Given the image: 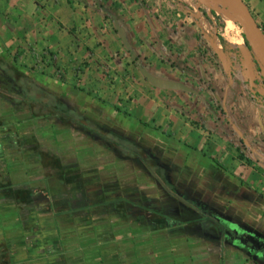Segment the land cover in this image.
Returning a JSON list of instances; mask_svg holds the SVG:
<instances>
[{"label": "crops", "instance_id": "0c3cea01", "mask_svg": "<svg viewBox=\"0 0 264 264\" xmlns=\"http://www.w3.org/2000/svg\"><path fill=\"white\" fill-rule=\"evenodd\" d=\"M246 1L264 29V0ZM157 4L0 0V57L71 107L46 121L53 151L20 133L25 122L2 132L0 264H264V86L253 84V56L223 47L187 5ZM93 143L97 158L75 154ZM176 189L205 210L188 211L192 228L201 214L224 232L169 235L153 215L149 228L143 209L181 213Z\"/></svg>", "mask_w": 264, "mask_h": 264}, {"label": "rangeland", "instance_id": "374dc122", "mask_svg": "<svg viewBox=\"0 0 264 264\" xmlns=\"http://www.w3.org/2000/svg\"><path fill=\"white\" fill-rule=\"evenodd\" d=\"M167 1H174L176 3H182V4L187 5L189 9L194 13V15L198 16L199 19L202 20V24H203L202 27H205L209 34H211L212 36H216L219 41H221L220 35L224 37L226 42L225 44L223 43V47L229 44L230 46H234V49L239 45L245 46L246 48L245 40H244V35H246L245 29L238 21L235 22V19L233 16L235 15L236 17H238V15L230 14L227 10L219 9L217 10V12L215 11L217 15L222 16L225 22V26H221V21L217 19V17L214 16V14L212 13V11L214 10L210 7H207L201 4L200 2L196 0H153V3L156 4L157 2L158 3L157 7L161 8V6L167 4ZM243 1L247 3L246 0H243ZM230 28H233L232 32L230 31ZM225 33L227 37L225 36ZM247 51L249 52V54L251 53L249 49ZM240 58H241V54L236 53L234 51V60L239 61ZM1 59L7 60L6 56L4 57L1 56L0 60ZM38 61L40 62L41 59H38ZM7 63L9 67L14 66L13 68L15 69L11 70L8 67V65H5V66L0 65V125L3 126V127H0V140L3 137L2 132H4V130H6L8 127H10L11 125H16V123L25 122V124H22L19 126V128L21 129L20 133L25 132V135L30 136V138L32 137L36 140L39 139L40 141H42L43 145L45 146V149L53 151L54 144L53 142L50 143L48 138H50V136H54V134L56 133V128H55L56 125L54 123H51V125L49 124L47 125L46 121L49 122V120L58 119L60 117L64 118V116L66 115L65 111H67L68 109L71 110V107L66 106V105L61 106L60 104L57 103L56 96H51L50 95L51 93H47L49 92L48 90L45 91L43 88H40L39 84H41V80L39 79L37 75L35 77H32L30 81H26V80L23 81L21 78L17 77L15 72H18L21 75L24 74L25 76L28 77V80H29L30 75L25 69V66L27 65H23L22 63L13 64V61L9 59L7 60ZM256 69L257 68L255 65L253 70L255 73V78L257 80L261 78L262 74L258 73ZM14 75L16 76V78H15L14 85H12L11 84L12 81L10 80H12ZM253 84L256 86V88L259 86L263 87V85H261L260 83H257L256 81ZM61 99H63L66 102L67 99H69V97L65 95L64 97H61ZM70 113L72 114V111H70ZM75 116L76 118H79V116L77 115ZM40 119L42 120L45 119V120L41 121ZM19 135L22 136V134H19ZM1 144L2 143L0 142V149H1ZM98 151H99V147L93 143L92 148H89L86 150L76 149L75 154H77L79 158L83 160L84 158H88V159L97 158L99 154ZM89 162L90 161L88 160L87 163ZM15 164H18V163L16 162ZM13 166H14L13 164L9 165L10 170H12ZM47 173L52 174L53 178L50 179V181H52V187L55 188V182H56V181L54 182L55 171L48 169ZM199 183H200L199 179L196 178L193 180V184L199 185ZM55 189L58 190V183ZM174 194L176 196L175 197L176 199L177 198L180 199L179 200V203H180L179 211L181 213L178 215V217L172 216L175 214V210H176V207L174 205L166 204L164 205L163 208L156 209L157 212L155 213L156 216L162 218L161 228L165 227L167 231L169 230V232H171L169 233V235L174 234L176 236L177 235L175 234L177 233L176 230L177 231L182 230L181 236L184 235L188 237L192 235L200 239L204 237L205 234L207 233L213 235L216 238L217 234H222L224 232V231L222 232L221 229L217 230L214 222L212 221V220L220 221L219 218L213 217L211 218L212 220L207 219V218L203 219L200 217L202 216L201 214L200 216H198V214L195 215V217L197 216V218L194 217V219H196L198 223L201 222L200 224L202 228L200 230L192 228L190 225V222H191L190 216L192 214L188 211L196 210V212L198 211V212L203 213L205 212L204 208L201 206L200 202L188 200L184 191H180L176 189L174 191ZM192 206L194 209L191 208ZM184 211H186V214H184ZM153 213L150 210L149 214L152 215ZM138 216L139 218H141V213H139ZM107 220L108 218L102 221L106 222ZM221 221L224 222L223 224L224 227H229V229L226 228L225 230V233H228L231 229L229 216H227L225 219L222 218ZM146 222L149 228L156 226L155 221L151 222L147 220ZM115 227L117 231L120 228L125 229V224L116 223ZM67 229L68 231H71L70 227H68ZM160 233L162 232L155 234L152 237V239H150L151 240L150 244L147 243V245L151 246V244H153L154 241L156 242L157 239L161 238L162 237L161 235L163 234L160 235ZM167 234L168 232L166 233V235ZM145 242H148V241H145ZM156 250L158 249L156 248L153 251L155 252ZM162 256H166V253H164V255ZM134 262L136 264H153L154 260L153 262L150 263V258L149 259L146 257L140 258L137 256L132 263ZM132 263H131V260L128 261V264H132ZM189 264H202V263H198V262L191 263L190 262Z\"/></svg>", "mask_w": 264, "mask_h": 264}, {"label": "water", "instance_id": "95a60500", "mask_svg": "<svg viewBox=\"0 0 264 264\" xmlns=\"http://www.w3.org/2000/svg\"><path fill=\"white\" fill-rule=\"evenodd\" d=\"M212 8L214 11L227 10L230 14L238 15V22L244 27L254 53L264 64V31L257 22L249 5L243 0H196Z\"/></svg>", "mask_w": 264, "mask_h": 264}, {"label": "trees", "instance_id": "16d2710c", "mask_svg": "<svg viewBox=\"0 0 264 264\" xmlns=\"http://www.w3.org/2000/svg\"><path fill=\"white\" fill-rule=\"evenodd\" d=\"M212 13L214 14V16L217 17V19H219V20L221 21V26H225V22H224L222 16H221V15H217V13H216L215 11H212ZM233 16H234L235 22H237L239 18L236 17L235 15H233ZM262 29H263V28H262ZM263 31H264V29H263ZM220 40H221L222 43L225 44L226 41H225L224 37H222L221 35H220ZM244 40H245V45H246V47L250 50L251 55L253 56V59H254V62H255L256 68H257L256 70L258 71V73L262 74L261 78L257 79L256 82H257V83H260L261 85L264 86V64H263V62L259 59V57L254 53L253 48H252V46H251L249 40L247 39L246 35H244ZM54 115H55V114H54ZM55 116H56V115H55ZM67 118L70 119V115H68ZM4 136H6V135L4 134ZM4 136H3L2 139L0 140V142L2 143V144H1V149H0V155H3V154L5 153V151H6V146H8V145L11 144V142H9V141L7 140V138L4 137ZM131 150H132V149H131ZM143 210H144V211H143V212H144V215H142V216H143L142 219H143V220H148V219L151 220L150 216L148 217V215H150V214H149L150 210H148V209H143ZM152 213H153V212H152ZM155 213H156V212H154L152 215H153L154 217H157V216L155 215ZM130 215H133L132 211L127 210V213H126L125 216H126L128 219H130V221H131L133 218H130ZM132 225H133V224H132ZM153 228L155 229L156 226H153ZM164 228H165V227H164Z\"/></svg>", "mask_w": 264, "mask_h": 264}, {"label": "bare ground", "instance_id": "6f19581e", "mask_svg": "<svg viewBox=\"0 0 264 264\" xmlns=\"http://www.w3.org/2000/svg\"><path fill=\"white\" fill-rule=\"evenodd\" d=\"M230 31L232 32L233 31V28H230Z\"/></svg>", "mask_w": 264, "mask_h": 264}]
</instances>
